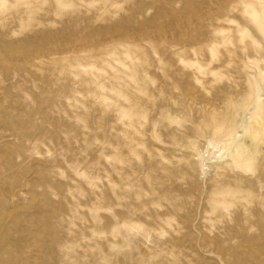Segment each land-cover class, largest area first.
<instances>
[{
  "label": "rangeland",
  "instance_id": "rangeland-1",
  "mask_svg": "<svg viewBox=\"0 0 264 264\" xmlns=\"http://www.w3.org/2000/svg\"><path fill=\"white\" fill-rule=\"evenodd\" d=\"M0 264H264V0H0Z\"/></svg>",
  "mask_w": 264,
  "mask_h": 264
}]
</instances>
